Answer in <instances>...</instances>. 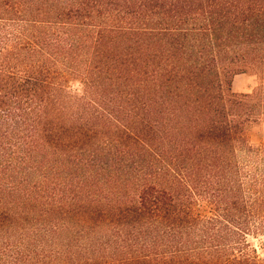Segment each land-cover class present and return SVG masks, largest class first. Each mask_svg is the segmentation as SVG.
<instances>
[{
	"label": "trees",
	"instance_id": "1",
	"mask_svg": "<svg viewBox=\"0 0 264 264\" xmlns=\"http://www.w3.org/2000/svg\"><path fill=\"white\" fill-rule=\"evenodd\" d=\"M261 122L264 0H0V264H264Z\"/></svg>",
	"mask_w": 264,
	"mask_h": 264
},
{
	"label": "rangeland",
	"instance_id": "2",
	"mask_svg": "<svg viewBox=\"0 0 264 264\" xmlns=\"http://www.w3.org/2000/svg\"><path fill=\"white\" fill-rule=\"evenodd\" d=\"M257 78L250 74H237L233 78L232 89L235 93H250L257 86ZM72 89L79 91L80 83L73 82ZM248 139L252 145L264 144V122L252 125L248 130ZM255 246H259V240H254ZM258 251L264 257V250L258 247Z\"/></svg>",
	"mask_w": 264,
	"mask_h": 264
}]
</instances>
